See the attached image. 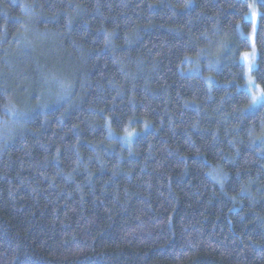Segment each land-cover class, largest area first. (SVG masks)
Instances as JSON below:
<instances>
[{"label": "trees", "instance_id": "1", "mask_svg": "<svg viewBox=\"0 0 264 264\" xmlns=\"http://www.w3.org/2000/svg\"><path fill=\"white\" fill-rule=\"evenodd\" d=\"M0 264H264V0H0Z\"/></svg>", "mask_w": 264, "mask_h": 264}, {"label": "rangeland", "instance_id": "2", "mask_svg": "<svg viewBox=\"0 0 264 264\" xmlns=\"http://www.w3.org/2000/svg\"><path fill=\"white\" fill-rule=\"evenodd\" d=\"M250 17L252 18V20H254V27H255V16H254L253 12L250 14ZM249 39H250V48L248 51L244 52L241 55L240 61L245 66V76H246V80H247V86L249 85V87H250V90H248L247 88H246V90L250 93V92H256V90L258 88L257 85L254 83V80L252 77V71L256 66V59H257V51H256L255 43H254V30L252 31L251 35L249 36ZM44 58L47 59L45 53H44ZM20 70H22V68L19 66L18 72H20V74H21ZM23 74H21L19 76V78H18V76H16V78H17V81L19 80L20 83L23 85V87H25L26 92L29 93L30 90L35 89L39 83H37L38 81L36 79L35 80L37 83V86H36L35 81L33 79L31 80L29 74H27L26 72ZM251 86L254 87L256 90L255 91L251 90ZM16 87H22V86L21 85L20 86L15 85L14 88L16 89ZM38 89H39V86H38ZM20 92H22V91H20Z\"/></svg>", "mask_w": 264, "mask_h": 264}]
</instances>
